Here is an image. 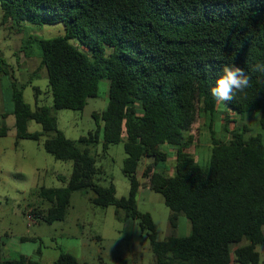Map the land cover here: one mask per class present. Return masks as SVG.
Wrapping results in <instances>:
<instances>
[{"label":"trees","instance_id":"obj_1","mask_svg":"<svg viewBox=\"0 0 264 264\" xmlns=\"http://www.w3.org/2000/svg\"><path fill=\"white\" fill-rule=\"evenodd\" d=\"M0 8V24L18 33H28L27 24L64 26L58 37L28 34L20 50L39 47L41 64L34 75L46 69L55 110L82 111L89 98L98 96L100 81L109 80L107 108L94 113L103 137L99 130L81 137L78 143L85 148L80 149L58 129L49 108L32 109L25 102L23 90L33 78L26 83L13 78L17 140L39 142L45 136L48 154L73 163L65 187L39 192L50 207L34 208L31 217L47 223L64 220L72 193L85 190L94 194L92 204L115 206L120 221L140 222L156 264H260L256 247L264 244V143L247 137L244 124L230 139L213 137L205 167L184 148L194 143L192 129L200 116L215 120L219 102L210 89L224 65L235 63L251 77L250 86L225 106L240 115L258 113L264 130V72L252 70L264 64V0H0ZM10 69L0 50V72ZM34 90L40 94L38 87ZM32 121L42 131L29 132ZM7 133L2 123L0 137ZM100 143L104 151L111 144L124 145L127 197L118 198L113 186L96 183L102 170L90 147ZM165 144L176 149L171 174L165 168L169 154L161 149ZM145 160L151 162L141 173L142 182L138 167ZM142 187L163 196L173 228L181 215L189 220L187 236L158 240L151 215L137 207ZM3 248L0 237V264H40L23 255L4 260ZM56 264L79 262L62 253Z\"/></svg>","mask_w":264,"mask_h":264},{"label":"rangeland","instance_id":"obj_2","mask_svg":"<svg viewBox=\"0 0 264 264\" xmlns=\"http://www.w3.org/2000/svg\"><path fill=\"white\" fill-rule=\"evenodd\" d=\"M2 11L0 8V22ZM27 32L13 31L11 25L0 24V50H2L12 69L0 72V127L8 126V133L0 137V237L12 247L6 254L10 259L21 255L28 256L40 264H56L62 253L74 256L79 264H156L151 250L147 230L142 229L138 220L120 221L116 216L115 206L100 207L91 203L92 192L85 190L72 193L70 206L64 220L47 223L36 217H30L34 208L48 209L50 204L39 196L42 189L65 187L72 173L71 161H58L43 148L45 136L37 142L17 140L15 117L12 115L11 83L16 78L20 83L32 81L23 90L25 102L32 109L45 106L57 118V127L80 149L85 147L78 143L81 137L99 130L103 137V126L94 118V113L101 114L109 101V80L104 78L99 83L98 96L89 98L82 111L53 108L52 94L49 88L45 68L36 72L41 64L40 49L32 44L26 50L21 45L29 35L47 39L64 35L62 24L35 26L27 24ZM77 44L76 41H72ZM80 50L88 53L86 49ZM34 87L40 89L36 95ZM8 114L4 120L1 115ZM230 121V122H228ZM244 124L249 127L247 137H259L264 143V130L260 125L258 113L240 115L225 104L219 102L215 120L202 115L193 126L194 143L184 148L196 163L205 167L209 161L213 137L220 140L230 139L232 131ZM28 131L40 132L41 125L32 121ZM161 149L169 154L165 168L169 174L175 166L176 149L162 145ZM96 158V166L102 173L95 177L96 183L115 188L116 197H127L130 190L129 179L122 168L126 158L124 145L111 144L103 150L102 144L90 147ZM150 160H145L138 167V175ZM65 179L63 181L62 179ZM137 207L142 213H149L156 226L158 240L171 236L184 237L190 233L189 220L181 215L177 226L170 223L171 210L165 205L163 196L153 190L142 187L137 194ZM121 214V213H120ZM27 238L20 246L17 240ZM236 245L232 246L234 250ZM40 250V254L38 251ZM260 264H264V244L258 245ZM233 264V263H231Z\"/></svg>","mask_w":264,"mask_h":264},{"label":"clouds","instance_id":"obj_3","mask_svg":"<svg viewBox=\"0 0 264 264\" xmlns=\"http://www.w3.org/2000/svg\"><path fill=\"white\" fill-rule=\"evenodd\" d=\"M252 70L264 72V64L258 63ZM221 72L222 75L217 77L210 93L218 102L225 104L227 101H232L236 93H242L250 86L251 77L245 68L235 63L224 65Z\"/></svg>","mask_w":264,"mask_h":264},{"label":"crops","instance_id":"obj_4","mask_svg":"<svg viewBox=\"0 0 264 264\" xmlns=\"http://www.w3.org/2000/svg\"><path fill=\"white\" fill-rule=\"evenodd\" d=\"M2 51V50H1ZM3 54V53H2ZM5 57V56H4ZM29 81V80H28ZM3 115V114H2ZM7 116H8V114H7ZM23 238H20L19 240H17L16 242H17V244L18 245H20V246H22L23 245V242H25V241H27V240H22ZM25 239H27V238H25ZM2 241H3V243H4V248H3V254H2V257H3V259L4 260H13V259H10V258H8L7 257V253L9 252V250L12 248V247H10V243H12V239L11 240H9V242H8V244L2 239ZM24 256V255H23ZM28 257V256H27ZM30 258V257H29Z\"/></svg>","mask_w":264,"mask_h":264},{"label":"built area","instance_id":"obj_5","mask_svg":"<svg viewBox=\"0 0 264 264\" xmlns=\"http://www.w3.org/2000/svg\"><path fill=\"white\" fill-rule=\"evenodd\" d=\"M30 217H31V215H30Z\"/></svg>","mask_w":264,"mask_h":264}]
</instances>
